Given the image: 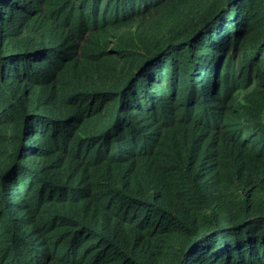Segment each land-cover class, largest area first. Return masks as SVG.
<instances>
[{
	"label": "trees",
	"instance_id": "1",
	"mask_svg": "<svg viewBox=\"0 0 264 264\" xmlns=\"http://www.w3.org/2000/svg\"><path fill=\"white\" fill-rule=\"evenodd\" d=\"M0 264H264V0H0Z\"/></svg>",
	"mask_w": 264,
	"mask_h": 264
}]
</instances>
